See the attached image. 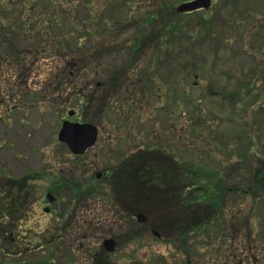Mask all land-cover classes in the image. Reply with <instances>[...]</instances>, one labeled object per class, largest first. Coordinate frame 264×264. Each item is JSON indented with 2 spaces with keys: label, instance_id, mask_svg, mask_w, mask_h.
<instances>
[{
  "label": "rangeland",
  "instance_id": "obj_1",
  "mask_svg": "<svg viewBox=\"0 0 264 264\" xmlns=\"http://www.w3.org/2000/svg\"><path fill=\"white\" fill-rule=\"evenodd\" d=\"M63 1L69 7L72 2H77ZM124 1L95 0V8L100 5L99 12L103 17H111L115 12L125 19L131 13L130 6H135V3L128 5ZM142 1L144 0L136 3ZM164 1L171 12L166 16L167 22L177 26L166 34L168 40L165 44L169 52H163L159 58H149L148 53L137 56L132 68L139 81L136 100L141 98L143 107L136 109L139 103L137 106L125 107L133 120L132 131L127 134L125 130H119L123 133V141L116 145L115 141L110 142L103 149H118L119 145H126L128 140L143 145L150 141L156 147L165 144L167 148L166 140L161 136L162 132L169 131L170 125L179 126L182 127L181 144L170 146L175 157L184 162L197 163L203 169L202 173L209 175L205 179H198V182L212 185L219 181L226 183L228 188L225 189L223 202L217 205L220 206L219 210L213 213L215 220L204 229L201 228L203 226H197L193 240L198 246L194 242L193 245L190 239L187 241L188 245L179 241L168 244L147 234H130L128 231L134 225L125 217L120 218L114 213L112 200L108 197L111 194L110 188L99 189L86 204V209L90 208L96 214L98 227L96 231L87 232L83 240L77 239L76 245L78 243L82 246L80 251L85 252H81L80 257L88 258L94 250V244L97 248L103 238L112 236L116 240L117 249L106 256L105 264H156L154 258L161 257L155 255L159 252L166 254L168 259L160 258L166 261L165 264H168L167 261L176 252L180 253L185 264L188 262L184 259V254L193 255L195 252L198 260H193L192 264H235L231 256L236 259V254L242 252L241 257H246L243 251L244 237L249 236L251 239L255 233L252 239L254 243L249 244L251 250L248 260H244V264H260L258 259L264 258V213L258 211L257 198L261 195L257 190L246 188L251 175L249 165L245 166L244 175L232 173H240V168L247 163L254 165V162L257 163V152H264V0H211V6L207 10L181 15H174L175 7L186 0ZM31 4L35 6L34 9H29ZM41 5L43 3H33L31 0H13L11 4L6 3V8L9 12H12V6L21 8L22 18L16 16L14 19L22 20L38 15L40 11L44 12V7L38 9ZM2 7L3 0H0V21L6 22ZM88 8L94 11L93 3ZM46 9L45 12L52 13L51 8ZM84 13L82 11V15ZM37 25L43 28L42 33L46 35L53 32L48 33V26L44 22L40 21ZM63 25L54 32L66 34L70 27L68 24L65 27ZM13 27H16V31L20 29V25H15L14 21ZM157 29L158 26H155L154 30ZM24 32L29 34L28 30ZM148 32L152 31L148 28L146 33ZM134 33L135 26L125 31L124 41L130 39ZM66 35L70 42H75L68 33ZM14 39L19 47L42 44L45 47L42 55L52 53L46 42H39L38 39L28 41L18 35ZM112 56L105 57L104 66L122 65L127 53L119 50ZM42 60L43 58L37 64L39 70L44 68ZM148 60L151 66L149 72L155 73V83L161 90L147 81L144 70H141L148 64ZM41 76L43 75L40 74L39 77ZM179 81L180 84H177ZM149 91H158L162 95L154 96L155 102L148 108ZM21 102L19 109L17 106L10 108L11 110H5L4 106L0 108V174L19 176L26 171H33L41 177L31 182L33 196H37L38 200L29 209L34 211L30 220L37 222L33 225L34 230L42 233L50 225L63 226L69 218L68 213L79 209L75 208L72 201L67 205L68 199L64 193L57 197L56 192H53L56 200L51 203L43 197L50 184L56 181L54 176L58 173V167L68 160L67 147L57 139L56 132L66 110L73 106L67 105L62 109L57 100L52 102L47 95L35 97V94H28L21 98ZM116 106L119 108L118 104ZM117 114L110 110L105 116L108 122L105 130L112 137L117 131L110 126V121L117 119ZM143 139L145 142L141 141ZM116 155L117 153L112 157ZM89 156L91 161L94 156ZM103 156L104 162L111 157L109 153ZM119 157L120 155L116 160ZM104 162L92 169V174L108 165V162ZM220 162L225 166V172L213 175L212 171L220 168ZM229 163L233 165L229 166ZM76 172L81 173L82 168L78 167ZM225 173L231 175L224 178ZM89 174L90 171L83 177ZM105 180L103 177L95 182L102 185ZM45 206L54 210H60L64 206L67 210L66 217H59L55 212H44ZM76 231V228H71L65 233L74 235ZM39 252L43 251L38 250Z\"/></svg>",
  "mask_w": 264,
  "mask_h": 264
},
{
  "label": "flooded vegetation",
  "instance_id": "obj_2",
  "mask_svg": "<svg viewBox=\"0 0 264 264\" xmlns=\"http://www.w3.org/2000/svg\"><path fill=\"white\" fill-rule=\"evenodd\" d=\"M6 2L3 0L2 7L5 16L7 13ZM78 2L80 5L79 17L74 18L72 22L79 27H84L78 36L81 44L84 47L90 45V48L78 51V66L74 63L70 66L68 62L66 65L53 67L51 72L41 76L43 81L38 83V71L35 67L31 65L23 70L18 53L7 52L5 48L0 50V108L4 106L5 110H11L10 108L17 106L19 109L22 103L21 98H25L28 94H35V97L47 95V98L52 102L57 100L62 109H65L67 105L73 106L66 110V115L61 119L60 128L63 121L89 124L95 128L93 143L80 153L73 152L66 143L62 142L67 147L68 160L58 167V173L54 176L56 181L50 184L43 196L45 201L51 203L56 200L53 192H56L57 197L64 193L68 199L67 205L72 201L75 208H79L68 213L69 218L63 226L53 227L50 225L42 233H37L36 229L34 230L33 225L37 222L30 220L34 211L29 208L38 198L33 196L31 182L41 178L35 172L26 171L19 176H7L8 179L1 181L0 185L3 189L8 185L10 178L23 177L24 189L19 190L20 192L16 195L19 199L12 204H8L9 194L5 190L3 193L0 192V264H37L38 262L105 264L106 256L117 249L114 237L106 236L97 245V248L94 244V250L91 251L88 258L80 257L85 252L80 251L82 246L78 243L76 245L77 239L83 240L87 232L96 231V227H98V221L95 220L96 214L90 208L87 210L86 204L88 199L94 196L99 189L108 190L110 188L111 194L108 197L112 200L114 213L120 218L125 217L134 225L128 231L130 234H147L153 239L168 244L176 241L182 243V230L188 228L171 222L176 219V203L181 202L183 198L188 200L194 191L193 189L185 190V193L182 194V164L197 165V163L178 160L170 150L172 144H176V146L181 144L182 127L170 125L169 131L162 132L161 136L163 140H166L167 148L165 144L156 147L150 141L145 142L144 140L147 138L145 136V139L141 140L145 142L144 145L125 139L128 140L127 144L119 145L118 149H103L108 147L110 142L115 141L114 145H116L123 141V133L119 130L123 129L127 134L132 131L133 120L129 112L125 111V107L137 106V103H139V107H135L136 109L143 107L142 99L136 100V88L139 81L132 68L137 56L148 53L149 58L155 56L159 58L163 52H169V48L165 44L168 35L162 33L163 25L167 21L165 1L144 0L141 3H136L134 7L130 8L132 11L125 19L115 12V17L101 16L100 5L95 8V0H78ZM92 3L94 11L90 12L88 7ZM127 3L130 5L134 2L127 0ZM156 4L158 17L149 23L142 24L145 21L142 17H134L137 12L141 15L151 8H155ZM141 10L143 11L141 12ZM82 11L85 12L84 15H82ZM87 13L90 14V18ZM96 15L99 17H93ZM102 21L104 23L101 24ZM139 23H141L140 26ZM134 26L136 33L124 41L125 37L123 36L126 34L123 33ZM155 26H158L157 30H154ZM88 27H92V32ZM148 28L157 33L140 32L146 31ZM172 36L170 35V37ZM120 43L123 45L119 46ZM119 50H125L127 53L123 64L104 66L105 57H113L112 55ZM36 59L34 58V60ZM66 59L68 58H64L61 62L63 63ZM33 61L29 60L30 64ZM149 63L150 60L141 70H144L147 81L156 85V75L149 72L151 70ZM177 84H180V81ZM156 87L160 88L159 85ZM158 91L148 92L150 93L147 100L148 108L155 102L154 96L162 95ZM163 95L165 97L164 92ZM117 104L119 108L116 106ZM110 110L118 113L117 119L110 121V126L117 131L113 137L105 130V126L108 124L105 116ZM59 130L56 132L57 137ZM104 133H106L105 137ZM78 148L79 146L76 149ZM108 153L111 157L104 162L103 157L105 156L103 155ZM115 153L117 155L112 157ZM90 154L94 156L91 161ZM119 155V159L116 160ZM137 158H143L144 161L139 163L135 160ZM148 159H153V161ZM103 162H108V165L92 174V169ZM84 166L90 168H84ZM78 167L82 168L81 173L76 172ZM135 167L137 172L141 169V172L138 173L141 177H135ZM88 171H90L89 176L84 178L83 175H86ZM103 177H105L107 185L96 184L95 181H99ZM260 182L264 183V152H257V191L261 195L257 198V208L259 212L264 213V188H261L262 183ZM64 206L60 210L45 206L43 211L46 213L55 212L63 218L66 217L67 212ZM138 215L141 217L139 218ZM71 228L77 230L74 235L65 233ZM189 233L194 235L192 231ZM193 235L190 236L191 242ZM107 239L113 240L110 249L108 248L110 246H106L104 243ZM38 250L43 251L39 252L42 254H39ZM241 254L243 253H238V264H244L245 257H241ZM155 255L166 257V254L162 252ZM227 255L228 253L225 256ZM184 256L188 264H192L193 260H198L196 252L193 255L184 254ZM161 257L154 258L156 264H165L166 261L161 260ZM168 257L170 259V255ZM233 257L231 256L232 262H234ZM171 258L170 261H167L168 264H185L179 252L174 253Z\"/></svg>",
  "mask_w": 264,
  "mask_h": 264
},
{
  "label": "trees",
  "instance_id": "obj_3",
  "mask_svg": "<svg viewBox=\"0 0 264 264\" xmlns=\"http://www.w3.org/2000/svg\"><path fill=\"white\" fill-rule=\"evenodd\" d=\"M8 4H11V0H6ZM33 3L41 2L43 5L39 6L38 9L41 7H44L43 9L46 11V7H49L52 9V13L48 14V12H42L35 16H31L29 18L22 19L20 21H16L14 18L16 16L22 18V10L21 8L18 9L14 6L11 7L12 12L7 11L6 15V22L0 21V50L5 48L7 52L12 51L15 53H21L19 60L21 61V69H27L28 67H31V64H27L25 61V54L24 49H19L18 46L15 44L14 35H20L24 36L23 33H19L24 30L29 31V36L35 40H39V42H46V44H50L52 50L55 52L52 56V60H45L43 58L42 65L45 73L51 72L53 67L59 66V65H66L68 62L70 63V66H72V63L75 65H79L78 63V51H82L84 49L90 48V45H86L85 47L81 44V41H77V43L68 42L67 39L64 37L62 32H54L55 29H58L60 25H63L66 22V18L68 15L72 13V11L75 13L73 14L71 20L68 22H72L74 18H78V4H75L74 7L70 8L67 6V2L63 0H31ZM129 2V0H128ZM127 3V0L126 2ZM157 3V2H156ZM158 4V3H157ZM157 4L155 5V8H151L148 12L144 13V17H142L145 21L142 22V24H145L146 22L149 23V21L155 19L158 17L157 14ZM34 5L31 4L29 9H34ZM138 13V12H137ZM13 19L15 23L18 22L20 25V31L17 33L13 29ZM91 17V16H90ZM89 17V18H90ZM95 17V16H93ZM115 17V16H113ZM135 18H141V15L135 14ZM97 18V17H96ZM37 19V20H36ZM36 20V21H35ZM44 22L45 25L48 26L47 31L48 33H52L49 35H46L45 33H42L43 28H39L37 25L38 22ZM53 21V22H52ZM37 22V23H36ZM141 23H139L140 26ZM65 26V25H63ZM164 31L162 32L164 35L168 34L170 29L175 28L174 25H171L169 22L166 21V23L163 25ZM90 29V32H92V27H88ZM72 33L75 34L78 32V26L74 25L71 30H67L66 33ZM145 32L146 31H140ZM148 33H154V32H148ZM4 36V37H3ZM79 36V35H77ZM26 39H29L28 37L24 36ZM53 42H55V47H53ZM61 43V44H60ZM45 49V47L42 44H39L35 46L36 50L39 49ZM60 50H67L64 52L58 51ZM75 53V54H74ZM7 56V55H6ZM64 58H68L64 60L62 63L61 61ZM39 68V67H38ZM41 70V69H40ZM68 74V73H67ZM137 162L141 163L144 161L143 158H137L135 159ZM149 161H153V159H148ZM233 164H230V166ZM249 165V171L251 173L249 177V182L247 185V189L251 188V191L257 190V167H255L253 164H245V166ZM223 167L219 169H215L213 175H220L221 170ZM252 169V170H250ZM243 172H240L239 175H244ZM203 169L198 167L195 164L191 165H183L182 164V181H181V187H182V194L185 193V190H198L200 193H202L203 198L206 196H209L204 199V201H199L198 203H192L190 200H183L181 202L176 203V209H177V215L175 220H171V222H175V225H181L182 227H190L191 229L195 228L196 226H203L206 227L210 223H212L215 220V214H213L216 210H219L221 203L223 202L224 195H225V189L227 188L226 184L223 182H217L212 184V190L211 187H209V191H206L203 189L202 185L198 183L197 179H201L202 177H209L208 174L202 173ZM141 172V169L139 172L136 171L135 167V177L140 176L138 173ZM231 175V174H229ZM141 177V176H140ZM185 178L187 181L185 182ZM262 183V182H260ZM240 185V184H239ZM10 187H13V190H10ZM261 188H264V183H262ZM20 189H24V179L22 178H10L8 180V185L4 187L3 189H0V192L3 193L4 190L6 193L9 194L8 196V204H12L14 201L18 200L19 198L16 196L18 192H20ZM189 192V191H188ZM234 217H238V215H234ZM236 221V220H235ZM255 236V233L253 234L252 238L250 239L249 236H245V253L249 254V251L251 250V247L249 244H252L253 237ZM40 261V260H39ZM37 264H52L50 263H40ZM59 264V263H58Z\"/></svg>",
  "mask_w": 264,
  "mask_h": 264
},
{
  "label": "water",
  "instance_id": "obj_4",
  "mask_svg": "<svg viewBox=\"0 0 264 264\" xmlns=\"http://www.w3.org/2000/svg\"><path fill=\"white\" fill-rule=\"evenodd\" d=\"M210 5V0H188L180 3L177 6V11H192L198 8H208ZM95 137V128L89 124H78L69 123L65 121L63 127L59 132V138L61 140L67 141L69 147L75 152H81L83 149L91 145ZM77 146H79L78 149ZM140 218L141 215H138ZM109 249L113 244L112 239H107L104 241Z\"/></svg>",
  "mask_w": 264,
  "mask_h": 264
}]
</instances>
